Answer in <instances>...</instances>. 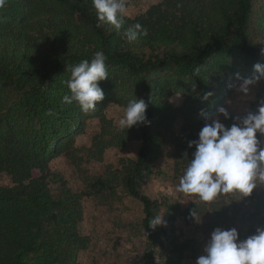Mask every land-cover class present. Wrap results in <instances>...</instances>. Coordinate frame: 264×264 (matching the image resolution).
<instances>
[{
	"label": "trees",
	"instance_id": "1",
	"mask_svg": "<svg viewBox=\"0 0 264 264\" xmlns=\"http://www.w3.org/2000/svg\"><path fill=\"white\" fill-rule=\"evenodd\" d=\"M135 23L147 35L129 42ZM97 24L91 0H6L0 8V175L11 182L0 185V264H77L84 245L82 193L49 166L84 121L75 102H62L71 65L97 50L107 56L109 78L99 82L105 97L95 109L110 101L125 106L135 96L147 104L151 123L119 130L110 143L139 141L135 158L121 159L113 177L142 203L148 229L158 204L140 182L165 144L178 151L185 143L173 122L195 118L227 95L237 67L264 63L263 0H161L124 16L119 31ZM164 70L177 80L159 78ZM173 92L183 96L177 107L167 102ZM206 92L213 95L204 101ZM188 245L176 242L175 249Z\"/></svg>",
	"mask_w": 264,
	"mask_h": 264
},
{
	"label": "rangeland",
	"instance_id": "2",
	"mask_svg": "<svg viewBox=\"0 0 264 264\" xmlns=\"http://www.w3.org/2000/svg\"><path fill=\"white\" fill-rule=\"evenodd\" d=\"M160 1L125 0V16L135 18ZM259 6L254 7L257 10ZM252 71L237 67L235 73L246 76ZM157 76L168 80L178 78L171 70L159 72ZM261 96H264V82L253 87L247 101L229 90L204 110L212 113L230 103L229 111L236 114L245 107L254 108ZM182 101L179 92L167 98L172 107ZM124 107L110 101L84 112L83 123L74 127L64 140L62 151L49 162L51 169L63 175L71 191L82 193L78 232L84 238V245L78 252L77 264H194L215 227H236L243 238L257 225L264 224V184L248 197L228 193L211 202L175 191L194 150L188 147V142L197 138L203 124V117L199 115L188 121L178 118L173 122L174 131L183 136L185 143L178 151L173 145L165 144L153 161V173L140 182L142 191L157 201L156 217H162L160 225L146 229L142 225V203L113 177L120 160L135 158L139 147L138 140H129L123 147L110 143L112 135L119 132L116 122ZM0 185H11L10 179L0 175ZM176 242H189L188 248L178 253Z\"/></svg>",
	"mask_w": 264,
	"mask_h": 264
},
{
	"label": "clouds",
	"instance_id": "3",
	"mask_svg": "<svg viewBox=\"0 0 264 264\" xmlns=\"http://www.w3.org/2000/svg\"><path fill=\"white\" fill-rule=\"evenodd\" d=\"M5 3L6 0H0V8ZM91 4L96 11L97 27L107 24L117 31L121 29L125 0H91ZM146 35L147 29L140 23L126 32L129 42ZM261 55L264 56V50ZM106 60L105 53L97 50L90 59L71 65L67 69L70 75L63 81L70 95H64L62 102L69 105L75 102L83 112L95 109L105 97L99 82L109 78ZM252 68L251 74L236 72L226 83L227 89L234 90L243 101L251 97L254 86L264 82V63L256 62ZM212 95L206 92L202 99L207 101ZM227 104L228 107L221 105L212 113L200 110L203 124L197 138L188 142V147L194 150L175 185L176 192L211 202L228 193L248 197L264 184V96L254 108L245 107L236 114L229 111L231 104ZM146 109L142 98L135 96L128 100L116 127L128 130L136 125H149ZM161 223L162 217L158 216L149 224L155 228ZM194 264H264V224L257 225L243 238L236 227H215Z\"/></svg>",
	"mask_w": 264,
	"mask_h": 264
}]
</instances>
